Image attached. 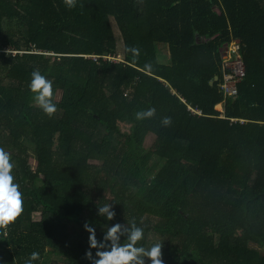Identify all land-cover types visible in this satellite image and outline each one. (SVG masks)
Segmentation results:
<instances>
[{"label": "trees", "instance_id": "obj_1", "mask_svg": "<svg viewBox=\"0 0 264 264\" xmlns=\"http://www.w3.org/2000/svg\"><path fill=\"white\" fill-rule=\"evenodd\" d=\"M111 20L125 64L87 58L117 53ZM232 40L246 75L225 98L222 49ZM165 47L169 64L159 60ZM35 69L61 94L51 118L33 105ZM148 108L154 117L135 118ZM129 120L133 136L118 129ZM150 133L153 147L127 168L128 147ZM0 147L24 202L0 231V264H26L33 252L32 264H91L89 244L75 238L89 235L84 223L100 241L133 219L144 230L137 246L162 242L164 264H264V0H79L71 10L63 0H0ZM153 160L161 166L147 175ZM109 203L112 221L97 215Z\"/></svg>", "mask_w": 264, "mask_h": 264}, {"label": "clouds", "instance_id": "obj_2", "mask_svg": "<svg viewBox=\"0 0 264 264\" xmlns=\"http://www.w3.org/2000/svg\"><path fill=\"white\" fill-rule=\"evenodd\" d=\"M63 2L71 10L77 7L79 0H63ZM80 6L84 7L83 4ZM126 51L133 54L134 61L139 57L140 50L137 47L127 48ZM145 68L150 69V65H145ZM29 88L34 94L36 105L43 113L49 118L54 116L57 113V106L53 102L52 81L35 69L31 73ZM155 112V108L141 110L135 114V118L137 120L150 119L155 116ZM171 124V117L161 119L162 126L169 127ZM13 168L11 154L0 147V231L4 235H7L9 227L19 219L24 211L23 194L19 190L20 186L15 182V177L12 174ZM97 215L104 217L107 221H112L116 215L112 203L98 207ZM83 227L89 233V251L85 252L84 258L91 264H145L146 258L150 264H164L162 242H157L148 249L137 246L144 238V230L137 226L134 219L130 221L129 225L116 223L108 227L100 241L96 238L95 228L90 226L87 221ZM121 237H126L127 242L121 243ZM91 249H96L95 257H93ZM38 258L39 253L33 252L26 264H32V261Z\"/></svg>", "mask_w": 264, "mask_h": 264}, {"label": "rangeland", "instance_id": "obj_3", "mask_svg": "<svg viewBox=\"0 0 264 264\" xmlns=\"http://www.w3.org/2000/svg\"><path fill=\"white\" fill-rule=\"evenodd\" d=\"M111 26H112V29H113V32H114V35H115V39H116V52L119 54V57L120 59H123L124 61L126 60L124 57H122V54H124V51H123V47H125V45H123V41H122V37H120L116 27H115V24L113 22V20H111ZM12 51L8 50L7 53H11ZM224 52V51H223ZM16 53H13V55H15ZM167 53L165 52H161V60H165V55ZM54 64V60L51 61V66H53ZM133 91V88L130 89V92ZM128 92V91H127ZM61 97V94L60 93H55L54 92V97H53V100H59ZM55 103V101H53ZM33 105L34 106H37L35 101H33ZM224 106V104H223ZM38 107V106H37ZM219 109V110H218ZM216 110L218 112H222L224 111L223 107H222V110H221V107L219 108V106L216 108ZM118 129L120 130V132H123L124 134H127V135H130V136H133L137 129H138V125L136 123V121L134 120H129L127 122H119L118 123ZM155 139L156 137L153 135V134H149L144 142L142 143L141 146H139L137 149L134 147V146H129L128 147V152L127 154L125 155V164L127 165V168H133L137 165L138 161H139V154L141 155H145L148 153V151L153 147L154 145V142H155ZM54 147L55 149L58 148V133L55 134V144H54ZM156 159V158H154ZM31 164H32V167L35 168L36 167V161L31 158L30 160ZM153 163H150V170L146 169L147 170V175H151V174H154L155 172L158 171V169L160 168L161 166V163L159 160H153L152 161ZM150 172V173H149ZM35 220H39V215L38 216H35ZM73 228L74 225H73ZM80 243L82 244H86L88 243V236L87 235H81V236H76L75 237ZM264 254V252H262ZM53 260L57 261V262H60V257H55V256H52L51 257ZM62 260V259H61Z\"/></svg>", "mask_w": 264, "mask_h": 264}, {"label": "built area", "instance_id": "obj_4", "mask_svg": "<svg viewBox=\"0 0 264 264\" xmlns=\"http://www.w3.org/2000/svg\"><path fill=\"white\" fill-rule=\"evenodd\" d=\"M222 73L223 79L221 82V90L225 96L233 97L238 94V85L246 75V67L243 60V48L239 40H232V42L222 49ZM124 57V56H122ZM93 62L97 63L99 60L110 64H125L126 60L120 59L119 54L108 55L103 57H87ZM125 58V57H124ZM223 107V104L219 105ZM189 111L194 114L202 115L201 111L189 108ZM222 111L221 113H223Z\"/></svg>", "mask_w": 264, "mask_h": 264}, {"label": "crops", "instance_id": "obj_5", "mask_svg": "<svg viewBox=\"0 0 264 264\" xmlns=\"http://www.w3.org/2000/svg\"><path fill=\"white\" fill-rule=\"evenodd\" d=\"M161 52H165V53H167L166 55H165V57H167V58H165V60H161V55H160V62L161 63H163V64H169L170 63V55H169V51H168V48H162L161 50H160Z\"/></svg>", "mask_w": 264, "mask_h": 264}, {"label": "bare ground", "instance_id": "obj_6", "mask_svg": "<svg viewBox=\"0 0 264 264\" xmlns=\"http://www.w3.org/2000/svg\"><path fill=\"white\" fill-rule=\"evenodd\" d=\"M220 108V107H219ZM219 110V109H218Z\"/></svg>", "mask_w": 264, "mask_h": 264}, {"label": "water", "instance_id": "obj_7", "mask_svg": "<svg viewBox=\"0 0 264 264\" xmlns=\"http://www.w3.org/2000/svg\"><path fill=\"white\" fill-rule=\"evenodd\" d=\"M216 80H217V78H216Z\"/></svg>", "mask_w": 264, "mask_h": 264}]
</instances>
